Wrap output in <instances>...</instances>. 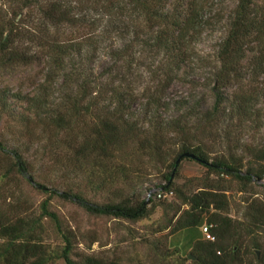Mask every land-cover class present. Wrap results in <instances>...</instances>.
<instances>
[{"label":"trees","instance_id":"obj_1","mask_svg":"<svg viewBox=\"0 0 264 264\" xmlns=\"http://www.w3.org/2000/svg\"><path fill=\"white\" fill-rule=\"evenodd\" d=\"M204 6L199 0H11L0 5V73L17 72L45 58L47 65L45 81L31 93L0 90V122L4 116L15 121L23 129L20 138L34 142L57 167L82 178L95 193L125 178L131 164L168 161L166 147L176 142L179 151L167 164L170 172L164 175L167 185L161 195L175 193L180 206L171 208L173 216L160 232L169 231L171 237L211 226L215 241L196 242L191 264H247L249 253L254 261L248 264H264L259 241L264 202L246 201L244 219L238 221L229 215L226 194L231 184L227 180L239 183L241 192L263 184L264 144L244 149L252 157L248 162L239 155L240 146L227 145L223 154L211 159L204 145L222 128L260 118L253 93L236 92L230 101L226 90L241 89L245 81H264V0H238L230 16L217 53L218 67L205 87L214 105L204 109V98L181 101L175 105L177 115L168 117L165 96L181 81L190 44L201 34ZM139 70L148 71L152 81L140 98L131 86L141 77ZM57 78L58 91L52 86ZM16 142L8 148L0 141V153L13 162L6 173L0 171V182L14 173L47 198L36 216L13 215L0 206V264H118L95 257L79 260L76 236L52 202L75 204L94 217L140 222L154 214L153 201L133 197L96 204L81 191L48 188L37 181L23 144L18 138ZM185 154L194 155L218 181L207 179L190 192L174 185L177 161ZM48 227L54 245L46 243Z\"/></svg>","mask_w":264,"mask_h":264},{"label":"rangeland","instance_id":"obj_2","mask_svg":"<svg viewBox=\"0 0 264 264\" xmlns=\"http://www.w3.org/2000/svg\"><path fill=\"white\" fill-rule=\"evenodd\" d=\"M9 1L11 0H0V5L7 6ZM199 1L205 5L202 13L203 27L201 34L190 44V58L179 73L181 81L175 82L166 93L165 100L170 104L168 117L176 114L175 105L177 107L181 101L204 98L206 100L204 109H210L214 105L212 94L205 87L208 86L215 68L218 67L216 60L219 46L226 37L229 19L238 0ZM45 63L46 58L36 61L32 67L21 68L17 72H1L0 90L8 89L14 93H31L39 83L45 81L47 69ZM139 74L141 77L133 79L131 86L139 93L140 98L144 88L152 81L148 71L143 72L142 70ZM58 81L59 78L52 84L56 91L59 89L60 82L56 83ZM239 91L255 95V106L260 118L243 126L234 124V127L230 129L222 128L218 131L217 136L207 138L204 145L206 150L211 153V159L223 154L227 145H232L243 148V152L239 155H242L248 162L252 157L246 152L244 153V149L258 148L264 144V81L262 78L258 83L245 81L241 89L226 90L230 101ZM135 109V112L140 113V105H136ZM23 112L24 109L18 110V113ZM138 115L141 119L142 114ZM11 120L4 116L0 122V141L9 144L8 148H13L12 146L17 143L16 138H18L23 144L22 151L27 153L34 173L37 174V181L47 185L48 188L60 191L69 189L81 191L86 199L96 204H107L117 201L116 199L134 197L140 200L150 198L156 206L154 214L149 219L130 222L107 217H94L75 204L54 200L52 209L60 215L65 227L76 236L74 253L79 257V260L81 257H95L105 263L118 264H191L193 262V259H189L190 252L196 242L204 240L202 227L187 229L171 237L169 231L160 232L173 216L174 212L171 208L180 206L175 193L161 201L158 197L163 192L162 187L167 185L164 178V175L170 172L167 164L172 163L179 151V147L174 145L176 142L166 147V151L169 152L168 161L160 163L155 160L151 163L144 159L140 164H131L125 178L122 177L115 185H109L104 192L95 193L82 178L75 179L74 176L66 174L60 167H57L53 160L43 155L39 146L34 142L33 144L28 141L25 136L20 138L18 133L23 129ZM33 123L32 120L30 128H34ZM34 131L36 130L33 129ZM36 132L39 133L38 130ZM14 133L15 135H12ZM8 156L0 153V171L2 173H6L12 167L13 162ZM176 172L172 181L184 192L197 190L207 179L218 181V178L211 176L208 170L191 160L182 161L176 168ZM227 181L231 183L227 185L229 191L226 193L231 205L229 215L234 220L243 221L246 201L257 198L264 202V182L263 184L255 183L241 192L242 186L239 183ZM0 198V206L5 212H11L13 215L31 213L36 216L39 214L40 204L47 197L37 192L27 180L11 173L9 179L0 182ZM47 230L50 239H46V243L54 245L56 241L53 237V229L48 227ZM259 241L264 248V231L260 233ZM258 253L261 257L262 253ZM246 259L248 263L254 261V257L250 253ZM57 264H64V262Z\"/></svg>","mask_w":264,"mask_h":264},{"label":"built area","instance_id":"obj_3","mask_svg":"<svg viewBox=\"0 0 264 264\" xmlns=\"http://www.w3.org/2000/svg\"><path fill=\"white\" fill-rule=\"evenodd\" d=\"M158 197H159L160 199H161V198L165 199V198L168 197V195H161V194H160ZM202 233H203V235H204V240H205V241H209V242H214V241H215L213 235L211 234V226H208V225L205 224V225L202 227Z\"/></svg>","mask_w":264,"mask_h":264},{"label":"water","instance_id":"obj_4","mask_svg":"<svg viewBox=\"0 0 264 264\" xmlns=\"http://www.w3.org/2000/svg\"><path fill=\"white\" fill-rule=\"evenodd\" d=\"M184 158L192 159V160H194V161H198V159H197L194 155L185 154L184 156H182V157L177 161V167L179 166V164L181 163V161H182ZM258 255H259V253H258ZM189 259H193V260H195V258H193L192 256H189Z\"/></svg>","mask_w":264,"mask_h":264}]
</instances>
